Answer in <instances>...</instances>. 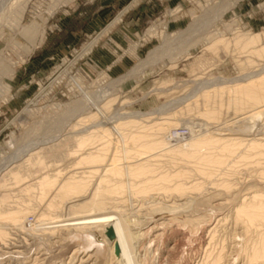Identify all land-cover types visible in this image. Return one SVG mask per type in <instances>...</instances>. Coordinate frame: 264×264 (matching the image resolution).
Segmentation results:
<instances>
[{
    "label": "rangeland",
    "instance_id": "obj_1",
    "mask_svg": "<svg viewBox=\"0 0 264 264\" xmlns=\"http://www.w3.org/2000/svg\"><path fill=\"white\" fill-rule=\"evenodd\" d=\"M9 16L0 159L21 158L0 175V211L24 219L0 221V264H264V216L237 214L264 203V102L241 88L264 75V40L247 47L264 0H29L20 25ZM181 126L192 134L174 141ZM94 151L100 170L81 162ZM45 176L83 186L45 201Z\"/></svg>",
    "mask_w": 264,
    "mask_h": 264
},
{
    "label": "bare ground",
    "instance_id": "obj_2",
    "mask_svg": "<svg viewBox=\"0 0 264 264\" xmlns=\"http://www.w3.org/2000/svg\"><path fill=\"white\" fill-rule=\"evenodd\" d=\"M29 0H0V30L2 31V26L4 25V22L7 20V19H11V16H9L10 13H14V24H17V25H20L21 24V21L23 20V17H24V14H25V11H26V8H27V2ZM57 4H54V7L53 9L51 10H54L56 8ZM52 7V6H51ZM18 29V28H16ZM24 32H27L29 34V36L33 39L35 37H37V30H36V27L35 26H28V27H22V30ZM217 36V35H216ZM240 37V36H239ZM99 37L97 38H94L93 41H91L85 48H84V53L86 52H89L91 50V48L94 46V44L97 42ZM239 39V38H238ZM248 39V38H246ZM264 40V33L262 34H257L255 36L252 37V39H250V41L247 43L248 46L247 47H257L256 44H259V43H262V41ZM244 42V41H243ZM242 42V44H243ZM221 43V42H220ZM218 45V44H217ZM244 45V44H243ZM211 47V46H210ZM255 50V49H254ZM257 50V49H256ZM150 55V54H149ZM3 58V57H2ZM152 58V57H151ZM151 60V59H150ZM5 61V60H4ZM155 61V60H154ZM151 62V61H150ZM148 62H145V65H147ZM153 63V61H152ZM144 65V64H143ZM140 66V65H139ZM148 66V65H147ZM13 68V67H12ZM145 68V67H143ZM142 68V69H143ZM146 69V68H145ZM142 71V70H141ZM248 82V81H247ZM218 83V82H217ZM242 84V83H241ZM219 85V84H218ZM236 85V84H235ZM244 85V84H243ZM246 86H241L244 87V91L248 97V102L250 103H261V102H264V94L262 93V88H263V85H264V75L257 78V79H253L251 81H249L247 84H245ZM208 87V86H207ZM228 87V86H227ZM230 89V88H228ZM247 89V90H246ZM98 92V91H97ZM114 92V91H113ZM91 95V94H90ZM93 96V95H92ZM88 97V96H87ZM91 97V96H90ZM87 99V98H86ZM111 100V99H110ZM83 101V100H82ZM86 101V100H85ZM81 102V101H80ZM110 102V101H109ZM85 103V102H83ZM80 105H82L80 103ZM88 105V104H87ZM79 107V106H78ZM261 107V106H260ZM263 108V107H262ZM73 109V108H72ZM76 110V108H74ZM73 109V110H74ZM105 109V108H104ZM74 110V111H75ZM258 110V109H256ZM70 111V110H69ZM73 111V113H74ZM83 112V110H82ZM261 112V111H260ZM80 113V112H79ZM127 113V112H125ZM72 115V113H71ZM74 115V114H73ZM76 115V114H75ZM132 115V114H131ZM135 115V114H134ZM148 115V114H147ZM256 115H260V113L256 114ZM255 115V117H256ZM263 116V115H262ZM129 117V116H128ZM132 117V116H130ZM259 117V116H258ZM261 117V115H260ZM264 117V116H263ZM262 118V117H261ZM124 119V118H123ZM131 121V120H129ZM133 121V120H132ZM84 122V121H83ZM127 122V120H126ZM82 123V122H81ZM133 123V122H132ZM121 124H123L121 122ZM125 124V123H124ZM127 125V124H126ZM90 128L88 129H85V132H88ZM84 130V129H83ZM83 132V131H82ZM83 132V133H85ZM90 133V132H89ZM192 133V132H191ZM53 139L51 140H40V141H35V144L36 147L33 149L35 150L36 148L40 147L41 145H44L46 143H49L50 141H54V140H57L59 136H52ZM136 137V136H135ZM91 138L92 136H81L80 139H81V142H80V145L82 147H85L86 145H88L87 143L91 142ZM133 138V137H132ZM137 139V138H136ZM134 140V139H133ZM132 140V142H133ZM262 140V139H261ZM136 142V141H135ZM162 143V142H161ZM139 144V143H138ZM149 144V143H148ZM147 144V145H148ZM152 144V143H151ZM149 144V145H151ZM156 145L155 143L153 144V146ZM32 146V145H31ZM80 148V147H79ZM86 148V147H85ZM152 148V147H151ZM155 148V147H154ZM28 149V148H27ZM81 149V148H80ZM32 150H27L26 154H29ZM20 151H18V153L14 154V155H11L7 158H2L0 159V175L4 172V170H6L7 168L10 169L9 167L14 163L16 162L17 160H15L18 156L21 158V155H18ZM95 152V151H94ZM90 152L88 153L87 155L81 157V162L82 163H87L88 164V167L90 168H93L94 170L96 168H99L100 167V162L103 160V155L100 154V152ZM21 153V152H20ZM18 155V156H17ZM24 155V154H23ZM24 155V157H25ZM135 156V155H134ZM126 157V156H125ZM19 158V159H20ZM124 160V159H123ZM19 161V160H18ZM84 161V162H83ZM124 162V161H123ZM122 162V163H123ZM128 162V161H127ZM126 162V163H127ZM121 163V162H120ZM14 165V164H13ZM91 165V166H89ZM126 165V164H125ZM144 165V164H143ZM118 165L115 164V165H112V164H109L108 167H107V170H111L113 168L116 169ZM87 167V168H88ZM122 167V166H121ZM140 167V166H139ZM128 168V167H126ZM13 169V168H12ZM120 169V168H119ZM129 169V168H128ZM139 169H142V168H139ZM145 169V168H144ZM147 169V168H146ZM145 169V170H146ZM100 170V168L98 169ZM118 170V169H117ZM127 170V169H126ZM12 171V170H11ZM122 171V170H121ZM121 171H119L118 174L121 173ZM116 172V171H114ZM112 172V173H114ZM124 172V171H123ZM142 172V171H141ZM144 172V171H143ZM109 173V172H108ZM127 173V171H125V174ZM146 173V171H145ZM57 174V173H56ZM122 174V173H121ZM108 175V174H107ZM116 175V174H115ZM58 176V175H57ZM56 176V177H57ZM60 176V175H59ZM69 177V176H68ZM58 178V177H57ZM65 178V177H64ZM58 179H61V178H58ZM58 179H51V177H46L42 179V181L39 183L41 185L42 188V196H41V199L42 200H45L46 198H50V199H53L56 194H60V193H65L64 194V197L67 196V194L69 195L70 192H77V190L79 188H82L83 185L80 184V182H75V181H70L69 178L66 179L69 180V181H60ZM65 179V180H66ZM76 180V179H75ZM78 181V180H76ZM127 182V181H125ZM83 183V182H81ZM85 183V182H84ZM118 183V182H117ZM122 185V184H121ZM129 187V186H128ZM105 189V188H104ZM99 190V189H98ZM97 191V190H96ZM101 193V192H100ZM99 192L95 193V195H99L100 194ZM74 194V193H73ZM77 194V193H76ZM63 196V195H61ZM46 201V200H45ZM50 201V200H49ZM50 205L53 206L54 204L52 203V201H50ZM22 211L19 210V211H13V212H9V213H4V212H1L0 211V221L1 220H6V221H9L11 223H14V224H17V223H20L22 222L24 218H22ZM237 214L238 216H246L249 221H254L256 220L257 218L261 217V216H264V203L262 202L258 207L255 205V204H245L243 205V207H241L240 209H238L237 211ZM41 215V214H39ZM40 217V216H39ZM41 221L40 219L38 220V222ZM29 222H33V220H29ZM25 223V221H24ZM19 225V224H18ZM49 225V222H46V223H39L38 224V227L39 229H46L47 226ZM21 226V224H20ZM23 226H25V224H23ZM25 229H26V226H25ZM38 229V228H37ZM0 235H5V233L0 230ZM264 254V247L259 250L258 252L255 253V258H259L260 256H262Z\"/></svg>",
    "mask_w": 264,
    "mask_h": 264
},
{
    "label": "built area",
    "instance_id": "obj_3",
    "mask_svg": "<svg viewBox=\"0 0 264 264\" xmlns=\"http://www.w3.org/2000/svg\"><path fill=\"white\" fill-rule=\"evenodd\" d=\"M191 129L189 126H181L175 129H172L170 137L174 141L184 142L191 136ZM29 220H33V217H29Z\"/></svg>",
    "mask_w": 264,
    "mask_h": 264
},
{
    "label": "water",
    "instance_id": "obj_4",
    "mask_svg": "<svg viewBox=\"0 0 264 264\" xmlns=\"http://www.w3.org/2000/svg\"><path fill=\"white\" fill-rule=\"evenodd\" d=\"M106 235L110 240L115 239V233H114V230L112 228H108ZM115 253H116V255L120 254V247L118 244L115 245Z\"/></svg>",
    "mask_w": 264,
    "mask_h": 264
},
{
    "label": "crops",
    "instance_id": "obj_5",
    "mask_svg": "<svg viewBox=\"0 0 264 264\" xmlns=\"http://www.w3.org/2000/svg\"><path fill=\"white\" fill-rule=\"evenodd\" d=\"M144 8L146 7V5L145 6H143ZM144 8H142V10L144 9ZM137 11H140L139 9L137 10ZM136 11V12H137ZM135 12V11H134ZM124 13V10L120 13V14H123ZM141 14V13H140ZM134 15H135V17H136V19L135 20H133L134 21V23H132V25H139V23H140V16H138L137 15V13H134ZM142 15V14H141ZM86 16V15H85ZM88 17V16H87ZM130 23H128V24H126V26L127 27H130L131 26V24L129 25ZM134 28V27H133ZM95 47V45L92 47V49L91 50H93V48ZM89 53H92L91 51L89 52Z\"/></svg>",
    "mask_w": 264,
    "mask_h": 264
}]
</instances>
